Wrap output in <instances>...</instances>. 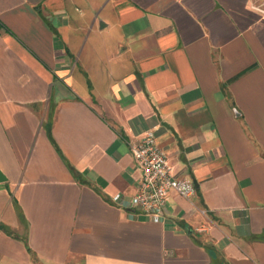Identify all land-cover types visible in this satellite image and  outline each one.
Masks as SVG:
<instances>
[{
    "label": "crops",
    "instance_id": "crops-1",
    "mask_svg": "<svg viewBox=\"0 0 264 264\" xmlns=\"http://www.w3.org/2000/svg\"><path fill=\"white\" fill-rule=\"evenodd\" d=\"M257 2L0 0V264H264ZM148 130L194 187L158 221Z\"/></svg>",
    "mask_w": 264,
    "mask_h": 264
},
{
    "label": "built area",
    "instance_id": "built-area-1",
    "mask_svg": "<svg viewBox=\"0 0 264 264\" xmlns=\"http://www.w3.org/2000/svg\"><path fill=\"white\" fill-rule=\"evenodd\" d=\"M129 150L140 171L137 191L130 200L132 208L158 221L171 193L182 197L193 194L194 187L189 179L171 174L167 155L157 143L155 132L146 131L138 141L129 144ZM118 198L115 195L113 200Z\"/></svg>",
    "mask_w": 264,
    "mask_h": 264
},
{
    "label": "water",
    "instance_id": "water-1",
    "mask_svg": "<svg viewBox=\"0 0 264 264\" xmlns=\"http://www.w3.org/2000/svg\"><path fill=\"white\" fill-rule=\"evenodd\" d=\"M5 180V178L3 177V175L1 174V172H0V182H2V181H4Z\"/></svg>",
    "mask_w": 264,
    "mask_h": 264
},
{
    "label": "rangeland",
    "instance_id": "rangeland-1",
    "mask_svg": "<svg viewBox=\"0 0 264 264\" xmlns=\"http://www.w3.org/2000/svg\"><path fill=\"white\" fill-rule=\"evenodd\" d=\"M259 5H261V7L264 8V3L263 2H257Z\"/></svg>",
    "mask_w": 264,
    "mask_h": 264
}]
</instances>
